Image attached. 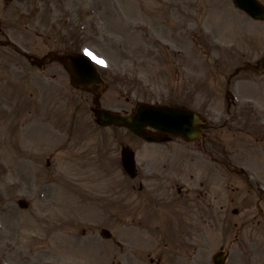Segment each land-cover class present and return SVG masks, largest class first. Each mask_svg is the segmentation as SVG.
<instances>
[{"label": "rangeland", "instance_id": "rangeland-1", "mask_svg": "<svg viewBox=\"0 0 264 264\" xmlns=\"http://www.w3.org/2000/svg\"><path fill=\"white\" fill-rule=\"evenodd\" d=\"M0 27L31 54L103 61V106L179 102L209 122L193 143L101 133L63 63L0 46V264H213L222 248L226 264H264V71L232 76L261 62L264 21L232 0H0Z\"/></svg>", "mask_w": 264, "mask_h": 264}, {"label": "water", "instance_id": "water-1", "mask_svg": "<svg viewBox=\"0 0 264 264\" xmlns=\"http://www.w3.org/2000/svg\"><path fill=\"white\" fill-rule=\"evenodd\" d=\"M235 4L245 9L253 18L264 19V6L260 0H235ZM74 61L85 73L88 82L99 81L94 64L83 55H75ZM137 112L131 116H122L117 112L103 110L97 107L95 112L104 125L118 124L124 125L135 131L147 140H163L164 131L176 135H183L185 139L191 140L200 134L199 127L203 122L199 116L191 110L180 106L154 105L140 103ZM146 126L158 128L159 133H153L146 129ZM224 251L215 253V264H224L226 254Z\"/></svg>", "mask_w": 264, "mask_h": 264}, {"label": "snow or ice", "instance_id": "snow-or-ice-1", "mask_svg": "<svg viewBox=\"0 0 264 264\" xmlns=\"http://www.w3.org/2000/svg\"><path fill=\"white\" fill-rule=\"evenodd\" d=\"M88 55H91V53H87ZM95 59V57H93ZM98 63H103V61H97Z\"/></svg>", "mask_w": 264, "mask_h": 264}]
</instances>
